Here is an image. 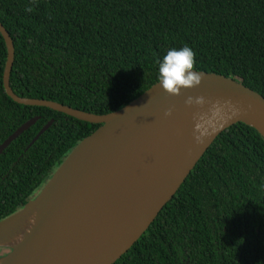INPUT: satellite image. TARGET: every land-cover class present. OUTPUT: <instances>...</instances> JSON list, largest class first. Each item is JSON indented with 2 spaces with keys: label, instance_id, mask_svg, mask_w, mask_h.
<instances>
[{
  "label": "trees",
  "instance_id": "16d2710c",
  "mask_svg": "<svg viewBox=\"0 0 264 264\" xmlns=\"http://www.w3.org/2000/svg\"><path fill=\"white\" fill-rule=\"evenodd\" d=\"M0 23L14 45L10 87L22 98L106 115L158 83V61L183 46L195 52L193 70L264 97V0H0ZM6 58L0 35V145L38 120L0 155V221L32 200L99 128L13 102L2 84ZM114 264H264V140L257 131L238 123L222 132Z\"/></svg>",
  "mask_w": 264,
  "mask_h": 264
},
{
  "label": "water",
  "instance_id": "95a60500",
  "mask_svg": "<svg viewBox=\"0 0 264 264\" xmlns=\"http://www.w3.org/2000/svg\"><path fill=\"white\" fill-rule=\"evenodd\" d=\"M0 35L7 52L2 84L13 102L99 125L32 200L0 221V248L10 249L0 264H114L146 232L222 132L242 123L264 140V97L213 73L193 70L202 77L200 85L174 95L158 82L106 115L19 97L9 83L14 45L1 23ZM37 120L11 134L0 145V155Z\"/></svg>",
  "mask_w": 264,
  "mask_h": 264
},
{
  "label": "clouds",
  "instance_id": "9594fccd",
  "mask_svg": "<svg viewBox=\"0 0 264 264\" xmlns=\"http://www.w3.org/2000/svg\"><path fill=\"white\" fill-rule=\"evenodd\" d=\"M27 12L32 8L27 7ZM195 52L188 46L179 49L171 48L158 61L157 80L160 87L169 95L178 94L181 89L197 87L201 83V75L193 71ZM203 102V98L198 99ZM169 113H166L168 115Z\"/></svg>",
  "mask_w": 264,
  "mask_h": 264
},
{
  "label": "rangeland",
  "instance_id": "374dc122",
  "mask_svg": "<svg viewBox=\"0 0 264 264\" xmlns=\"http://www.w3.org/2000/svg\"><path fill=\"white\" fill-rule=\"evenodd\" d=\"M9 248L7 247H1L0 249V258L3 257L4 254L8 253L9 252Z\"/></svg>",
  "mask_w": 264,
  "mask_h": 264
},
{
  "label": "bare ground",
  "instance_id": "6f19581e",
  "mask_svg": "<svg viewBox=\"0 0 264 264\" xmlns=\"http://www.w3.org/2000/svg\"><path fill=\"white\" fill-rule=\"evenodd\" d=\"M29 226V223H26L24 226H23V229H27ZM19 239V237H16V240L14 242H11L12 244H14L15 242H17Z\"/></svg>",
  "mask_w": 264,
  "mask_h": 264
}]
</instances>
